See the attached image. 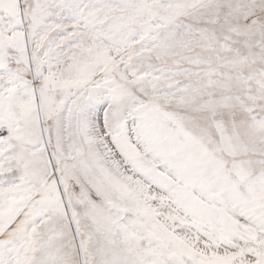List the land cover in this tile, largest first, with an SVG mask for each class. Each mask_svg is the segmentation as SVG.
<instances>
[{
  "label": "snow or ice",
  "instance_id": "snow-or-ice-1",
  "mask_svg": "<svg viewBox=\"0 0 264 264\" xmlns=\"http://www.w3.org/2000/svg\"><path fill=\"white\" fill-rule=\"evenodd\" d=\"M0 264H264V0H0Z\"/></svg>",
  "mask_w": 264,
  "mask_h": 264
}]
</instances>
